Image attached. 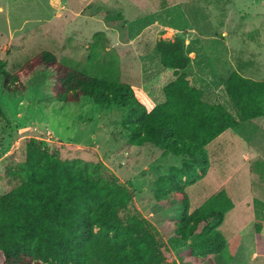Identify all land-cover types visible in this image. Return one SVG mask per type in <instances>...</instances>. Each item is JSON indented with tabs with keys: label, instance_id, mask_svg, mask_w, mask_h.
<instances>
[{
	"label": "rangeland",
	"instance_id": "1",
	"mask_svg": "<svg viewBox=\"0 0 264 264\" xmlns=\"http://www.w3.org/2000/svg\"><path fill=\"white\" fill-rule=\"evenodd\" d=\"M191 35L199 37L194 49ZM176 37L185 40L189 55L200 47V74H192L191 82L204 91L205 101L218 102L240 121L206 147L209 171L186 188L190 212L226 191L235 207L219 228L227 243L217 263L264 264V254L253 258L257 225L264 237V119L241 121L223 84L242 60L246 70L252 67L248 78L264 79V0H0V59L11 74L49 51L61 63L128 83L138 98L143 91L158 103L166 81H151L165 70L157 42ZM139 56L143 63H134ZM3 83L0 149L13 151L22 139L36 138L64 160L104 164L133 192L132 205L160 232L167 257L181 262L178 255L186 246L173 238L169 224L181 220L183 207L177 200L156 202L154 181L185 158L151 144L131 145L117 106L102 108L89 98L60 103L43 93L41 79L15 94ZM9 166L0 164V196L19 184L8 175Z\"/></svg>",
	"mask_w": 264,
	"mask_h": 264
},
{
	"label": "trees",
	"instance_id": "2",
	"mask_svg": "<svg viewBox=\"0 0 264 264\" xmlns=\"http://www.w3.org/2000/svg\"><path fill=\"white\" fill-rule=\"evenodd\" d=\"M156 49L176 79L152 110L130 84L94 77L49 51L13 74L0 59V80L11 94L24 93L41 79L43 93L60 103L89 98L102 108L117 106L131 145L151 144L165 155L185 158L181 167H170L154 181L156 202L177 200L183 207L181 220L169 224L173 238L186 246L178 255L181 262L167 257L160 232L132 205L133 192L104 164L64 160L46 141L24 138L4 159L19 184L0 196V264H218L227 243L219 228L234 202L221 191L190 212L186 188L209 171L206 147L240 124L223 105L205 101L204 91L182 72L191 63L184 39H160ZM223 84L241 121L264 118V81L233 72ZM261 230L257 225L258 254H264Z\"/></svg>",
	"mask_w": 264,
	"mask_h": 264
},
{
	"label": "crops",
	"instance_id": "3",
	"mask_svg": "<svg viewBox=\"0 0 264 264\" xmlns=\"http://www.w3.org/2000/svg\"><path fill=\"white\" fill-rule=\"evenodd\" d=\"M223 37H227V33L226 32H224L223 33V35H222ZM191 37V40H190V46L192 47L191 49H194L195 47H196V43L199 41V37L197 36V35H194V37L191 35L190 36ZM181 38V37H180ZM183 39V38H182ZM185 41V40H184ZM187 42H188V40H187ZM189 45V44H188ZM189 46V47H190ZM188 47V46H187ZM187 47H186V49H187ZM200 50V47L197 49V52H191L190 53V55L189 56H191V63H190V65L184 70V71H182L183 73H185L186 75H187V79L189 80V82L191 83V85H193V86H195V87H197V88H200L199 86H198V84H193L192 82H191V75L192 74H194L195 76L194 77H196V75L199 73L200 74V65H199V61L200 60H202L204 57H203V55H202V53L199 51ZM188 53V52H187ZM138 60H136V61H134V63H138L139 64V62L142 64L143 63V60H142V58L139 56L138 58H137ZM161 63V62H160ZM246 64H247V62H245V60H242V64H241V66H237L238 68H237V70L235 71V72H238V73H240L242 76H244V77H249L248 75H250L251 76V73H252V67L249 65V68L246 70L245 68H246ZM161 67H162V64H161ZM218 74H220V72H221V69H218V68H215L214 69ZM251 70V71H250ZM231 75V74H230ZM229 75V76H230ZM228 75L226 76V78H225V80L229 77ZM152 79H151V81L152 82H159V81H166V83H165V85H164V87L167 85V84H169L170 82H172V81H174L175 79H176V75H175V71L174 70H172V69H167V68H165V70L163 71V74L161 75V74H159V78H155V76H153L152 75ZM251 79V78H250ZM197 80V79H196ZM256 81H264V79H261V80H256ZM150 90V89H149ZM152 92L154 93L153 94V96H155L156 94H155V91H154V88L152 87ZM150 92V91H149ZM164 92V91H163ZM136 93V96H137V98L139 97V94L137 93V91L135 92ZM139 93H141V95H142V97L141 98H138L146 107H147V109L148 110H152L155 106H157L158 104H160V103H163L164 101H165V98H164V95H163V97H162V100H160V102H158V103H155V102H153V100L152 99H150V98H148V97H146V95H144V93H143V91H141V92H139ZM211 104H219L218 102H216V103H211ZM261 119H264V118H261ZM260 120V119H259ZM239 121V120H238ZM239 124H240V121H239ZM6 149H4V148H1L0 149V164L2 163V162H4V159L8 156V154L9 153H11L12 151H5ZM263 239H264V237H263ZM256 244V243H255ZM261 255L262 254H258V252H257V250H256V252H254L253 253V258H255V259H259L260 257H261Z\"/></svg>",
	"mask_w": 264,
	"mask_h": 264
}]
</instances>
